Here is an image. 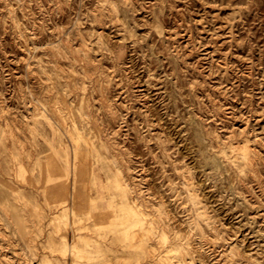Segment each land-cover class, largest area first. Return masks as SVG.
I'll use <instances>...</instances> for the list:
<instances>
[{"label": "rangeland", "instance_id": "1", "mask_svg": "<svg viewBox=\"0 0 264 264\" xmlns=\"http://www.w3.org/2000/svg\"><path fill=\"white\" fill-rule=\"evenodd\" d=\"M0 264H264V0H0Z\"/></svg>", "mask_w": 264, "mask_h": 264}, {"label": "bare ground", "instance_id": "2", "mask_svg": "<svg viewBox=\"0 0 264 264\" xmlns=\"http://www.w3.org/2000/svg\"><path fill=\"white\" fill-rule=\"evenodd\" d=\"M250 158H251V155L248 151H246L244 157L242 158V163L244 165H248L249 162H250ZM66 160H67V163L70 162L69 158H67L66 156ZM71 174V182H72V186L74 187V183L76 182V164H72L71 165V162H70V169H67L66 170V174ZM118 188L121 189L122 193L125 195L127 190L126 188L123 187V184H121L119 181H118ZM67 190V188L65 189ZM64 190V192L60 195L61 196V200L62 202H65L66 201V197H63L64 195H66V191ZM124 209L126 210V214L127 216H125V220L122 222V225L125 229V232L126 234H129V229L131 226H133V217L135 215H137V210L127 201L125 200V203H124ZM77 211L75 210H71V213H70V227L74 224V220H75V217L77 216ZM19 222V227L20 229L22 230L23 234L26 236L30 231H26V229H23L24 226H26L25 224L23 225V222L26 221V218H21L20 220H18ZM120 224V223H119ZM151 224H152V220L151 218H145V221H144V226H145V229H148V227H151ZM131 234V233H130ZM144 234V233H142ZM76 236V234H75ZM84 241V240H87L86 236H78L76 238V241H70L69 243H67L68 239L66 238V236L63 237V240L61 241V243L59 244V246H55L56 247V250H58L60 253H62L63 255H68V256H73V255H76V254H81L83 253L82 252V248L80 246V243L81 241Z\"/></svg>", "mask_w": 264, "mask_h": 264}]
</instances>
